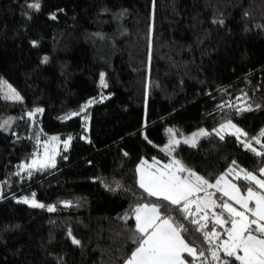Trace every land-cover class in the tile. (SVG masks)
Instances as JSON below:
<instances>
[{
  "label": "trees",
  "instance_id": "trees-1",
  "mask_svg": "<svg viewBox=\"0 0 264 264\" xmlns=\"http://www.w3.org/2000/svg\"><path fill=\"white\" fill-rule=\"evenodd\" d=\"M0 80V124L9 121L0 128V264H123L137 246L134 209L165 203L139 187L142 160L176 159L211 184L226 175L244 195L264 192L237 179L264 178V0H0ZM8 85L20 100L7 98ZM229 121L247 135L163 149L169 129L181 136ZM52 135L70 136L68 150L27 168ZM214 190L218 207L207 213L228 201ZM175 208L162 214L204 251L194 264L234 260L211 255L227 236L221 226L210 244L190 222L202 213L185 220ZM201 222L213 230L212 219Z\"/></svg>",
  "mask_w": 264,
  "mask_h": 264
},
{
  "label": "snow or ice",
  "instance_id": "snow-or-ice-1",
  "mask_svg": "<svg viewBox=\"0 0 264 264\" xmlns=\"http://www.w3.org/2000/svg\"><path fill=\"white\" fill-rule=\"evenodd\" d=\"M29 7L38 9L39 4H31ZM53 18L55 17L53 16ZM45 60H47L46 57ZM104 77L105 74L101 73L100 85L107 87ZM5 83L0 80V85ZM7 87L10 93L7 98L13 100L21 99L15 89H12L10 85ZM91 103L93 101L89 100L85 106H82L81 111ZM35 111L39 112L42 109H36ZM28 115L32 116L34 113L29 112ZM72 115L76 116L79 113H72ZM8 123L9 121L4 122V124ZM4 124H0V128H4ZM227 128L234 129L237 136L241 134L247 135V133H242V130L232 124L231 121L228 124H222L220 131L222 132ZM169 131L171 132L172 130L169 129ZM217 134L219 135V132ZM206 135L208 133L204 129H200L198 133H193L190 138L185 139L184 143H191L194 146L197 137ZM261 135H264V130H262ZM53 139H56V137H53ZM252 139L256 138L253 137ZM256 142L260 143L258 139ZM178 143L179 141L172 140L169 145L165 146V150L169 155L173 151L171 145ZM67 146L68 141H65V147L67 148ZM245 147L251 148V143L245 144ZM251 150L255 151V149ZM257 154L260 155L261 153ZM47 163H53L54 165V161L49 160L45 162V164ZM35 164L36 161H33V165L29 167ZM45 164H41V167L45 166ZM233 164H235V161H233ZM146 165L147 161L142 160L137 167L139 187L148 196L157 197L165 203L141 204L134 209L137 222L136 231L139 235L134 239V243L137 246L132 251L126 264H187L184 253L192 257L194 264L198 255H204L203 250L197 253V249L186 242L182 232L186 233L188 229L184 224L179 223L171 216L162 214V209L167 208L168 205L176 206L174 210L181 212L185 220L196 213L203 212L204 215L199 220L192 219L190 222L198 225L196 230L203 231L204 240L210 244L221 239L220 233L215 231V225H219L224 229L227 239L223 240L222 243L216 244L212 249L211 255L214 260L219 259L217 253V249H219L227 257L234 258L233 261L225 262V264H235L236 261H239L240 264H264V192L254 191L252 186H248L246 188L247 194L242 195L240 188L235 183L228 181L224 175L219 176L215 184H211L203 176L196 174L191 169H187L181 161L175 159L170 164H165L162 168L156 170H151L153 168L152 165H147L146 169ZM183 172H188V175L181 176L180 173ZM259 172L264 173V168H261ZM237 179H243L250 184L254 183L260 190H264V178H258L257 175L251 172L245 171L242 177L237 174ZM213 187L221 191L224 196L229 197V200L235 201L242 210L233 207L227 200L223 201L219 205L222 211L220 213L212 212L214 227L209 232L204 231L207 224L201 221H207L208 209L218 207L216 200L212 199L214 194L207 192L208 188ZM200 192H204L205 195L203 197L196 195ZM34 196L35 194H33ZM23 202L31 203L33 207H45L43 204L36 202L35 199L29 201L28 198H24ZM249 202H254V207H249ZM192 205H195V213L191 211ZM48 210L54 211L55 209L52 206H48ZM224 212L228 214L227 219L224 217ZM248 214L251 215V219ZM225 225H230V227H224ZM72 242L74 244L80 243L75 238H73Z\"/></svg>",
  "mask_w": 264,
  "mask_h": 264
},
{
  "label": "rangeland",
  "instance_id": "rangeland-1",
  "mask_svg": "<svg viewBox=\"0 0 264 264\" xmlns=\"http://www.w3.org/2000/svg\"><path fill=\"white\" fill-rule=\"evenodd\" d=\"M224 124H228V123H224ZM233 124V123H232ZM235 125V124H234ZM221 126V125H220ZM220 126H218V127H216V128H213V129H207V128H199V129H197V130H195V131H193L192 133H190V134H183V135H181V136H177V135H175L174 134V131L172 130L171 132L168 130V134H169V138H168V140H167V143L164 145V147H163V149L165 150V146L166 145H169L170 144V141H172V140H177V141H179V143L178 144H174V145H171V147H172V149H173V151L178 147V145L180 144V143H184V141H185V139H188V138H190L191 136H192V134L193 133H198L199 131H200V129H204V131L206 132V133H208V135H206V136H199V137H197V140H196V143H195V145L194 146H196L197 144H198V142L201 140V139H203V138H205V137H207V136H212V135H215V136H218V137H223L225 134H233V135H235V136H237L236 134H235V132H234V129H232V128H227V129H225L224 131H220ZM237 128H239V129H241L240 127H238L237 125H235ZM87 128V127H86ZM88 131V130H87ZM217 132H219V135L217 134ZM242 133H244L243 131H242ZM53 137H56V139H53ZM238 138H242L243 137V134H241V135H239V136H237ZM69 138H71L70 136H66V137H63V138H61L59 135H52L50 138H48V139H46L45 141H40L39 142V150H38V152L35 154V156L33 157V159L29 162V164L26 166L27 168H35V167H40L41 166V164H45V162L46 161H53L54 160V157L57 155V154H59L60 152H62V151H66V150H68V148H69V146H70V143H71V139H69ZM65 141H68V146H67V148L65 147ZM185 144H187V145H189V146H193L191 143H185ZM174 160V159H173ZM172 160V161H173ZM176 160V159H175ZM33 161H36V164L34 165V166H32V167H29L30 165H33ZM48 164H51V163H47V164H45V165H48ZM164 165H162V167H163ZM262 175H264V173H261ZM188 175V174H187ZM186 175V176H187ZM258 178H260V177H258ZM226 179H227V177H226ZM228 180V179H227ZM215 184V183H214ZM223 186V185H222ZM213 189H217V188H215V187H213ZM264 191V190H263ZM242 194V193H241ZM205 195V194H204ZM204 195H202V196H200V197H203ZM242 195H244V194H242ZM246 195V194H245ZM228 198V202H229V197H227ZM29 201H31V200H29ZM36 201V200H35ZM36 202H38V201H36ZM39 203V202H38ZM229 203H231L232 205H233V207H236L238 210H242L241 208H240V205H237L236 203H235V201H232V200H230V202ZM30 205H31V203H29ZM193 206H195V205H193ZM249 207H254V202H249ZM195 208V207H194ZM195 211H196V208L194 209ZM202 214V216L204 215V213L203 212H201ZM211 213V214H210ZM207 215H208V217H209V219H212V212L211 211H209V213H207ZM248 215H250V214H248ZM213 220V219H212ZM225 239H227V236H226V238ZM224 239V240H225ZM134 251V250H133ZM242 254V253H241ZM131 256V254L129 255V257ZM128 257V258H129ZM128 258L124 261V263L123 264H126V261L128 260ZM238 263L240 264V262L238 261Z\"/></svg>",
  "mask_w": 264,
  "mask_h": 264
},
{
  "label": "crops",
  "instance_id": "crops-1",
  "mask_svg": "<svg viewBox=\"0 0 264 264\" xmlns=\"http://www.w3.org/2000/svg\"><path fill=\"white\" fill-rule=\"evenodd\" d=\"M141 163V162H140ZM140 163L138 164V165H140ZM147 165H152V164H147ZM147 165L145 166L146 167V169H147ZM153 166V165H152ZM138 167V166H137ZM160 168H162V167H155V166H153V168L151 169V170H156V169H160ZM224 176H226V175H224ZM137 179H138V181H139V173H138V171H137ZM227 179H228V181H230V179L227 177ZM231 183H233L232 181H230ZM222 186V185H221ZM223 187V186H222ZM216 191V190H214V189H207V192H210V191ZM218 192H220V194L221 195H223V193L221 192V191H219L218 190ZM205 193L204 192H200V193H197L196 195H198V196H202V195H204ZM224 196V195H223ZM224 197H226L227 198V196H224ZM193 198H195V197H193ZM228 199V198H227ZM230 201V200H229ZM137 223V222H136Z\"/></svg>",
  "mask_w": 264,
  "mask_h": 264
}]
</instances>
